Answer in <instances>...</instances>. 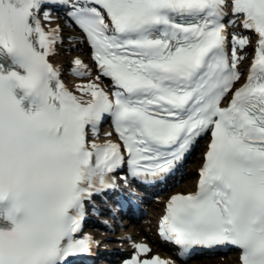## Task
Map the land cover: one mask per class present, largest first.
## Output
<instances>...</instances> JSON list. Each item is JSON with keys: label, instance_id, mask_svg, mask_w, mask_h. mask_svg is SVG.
<instances>
[{"label": "bare ground", "instance_id": "1", "mask_svg": "<svg viewBox=\"0 0 264 264\" xmlns=\"http://www.w3.org/2000/svg\"><path fill=\"white\" fill-rule=\"evenodd\" d=\"M57 59L62 62V60H65L66 58H64L63 56L60 55V56L57 57ZM195 157H196L195 160H194L195 162L191 166L192 169H190L189 166L187 167L186 180L183 183H181L175 189L176 191H184V192H186V191H192V190L195 189V180L196 179H195V174H194L195 170H193V169H196V167L200 165L201 158H202L200 154L199 155L196 154ZM199 157H200V159H199ZM160 208H161L160 204L156 203V202H154L152 204V206L149 207V212L150 213L145 219L146 223H144V224L141 223L140 224L141 226H139V229L142 231L141 232L142 234L144 232H149L148 228H149L150 225L148 224V221L152 217H156L161 212ZM132 233H134V232H132ZM112 246H116V244L112 243L111 247ZM236 260H237V257L235 259H233V260H229L228 263H226V264H233V262H235ZM193 264H223V263H222V261H221V259L219 257V258H215V260H211V261L210 260L200 261V262L195 261V262H193Z\"/></svg>", "mask_w": 264, "mask_h": 264}, {"label": "rangeland", "instance_id": "2", "mask_svg": "<svg viewBox=\"0 0 264 264\" xmlns=\"http://www.w3.org/2000/svg\"><path fill=\"white\" fill-rule=\"evenodd\" d=\"M67 55H68V54H67V53H65V54H64V57H65V58H68V57H67ZM194 170H195V169H194Z\"/></svg>", "mask_w": 264, "mask_h": 264}]
</instances>
